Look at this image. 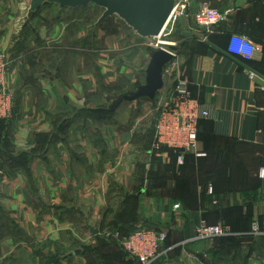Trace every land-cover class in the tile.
Segmentation results:
<instances>
[{"label":"crops","instance_id":"0c3cea01","mask_svg":"<svg viewBox=\"0 0 264 264\" xmlns=\"http://www.w3.org/2000/svg\"><path fill=\"white\" fill-rule=\"evenodd\" d=\"M202 2L225 13L207 31L193 21ZM28 3L0 0V52L14 96L13 117L0 121V264H88L99 253L130 264L112 242L72 250L99 224L163 230L166 248L154 264H264V0H190L170 25L180 77L210 111L198 126L205 156L182 163L151 148L155 101L173 88L167 75L154 98H140L142 110L140 99L106 109L121 84L144 83L154 45L118 18L97 26L54 4L28 15ZM230 33L260 51L228 53ZM200 220L228 232L191 240Z\"/></svg>","mask_w":264,"mask_h":264},{"label":"built area","instance_id":"2783aa9c","mask_svg":"<svg viewBox=\"0 0 264 264\" xmlns=\"http://www.w3.org/2000/svg\"><path fill=\"white\" fill-rule=\"evenodd\" d=\"M188 2L189 0L176 1L173 13L158 39L159 44L162 43L161 37L169 36L172 33L173 28L170 25L184 13ZM224 16L225 13L221 10L212 7L207 2H202L194 12L193 19L197 26L208 28L220 22ZM167 43L170 44L167 46L175 45L170 41ZM165 45L160 46L169 50L174 57L164 66L163 73L171 78L175 84L171 93L158 96L156 99L157 115L151 148L155 151L161 148L171 149L175 153L177 162L182 163L186 154H192L197 158L205 156L199 149L198 126L200 120L210 116V111L192 97L187 82L180 77L176 51ZM259 51L260 46L248 37L237 33L229 34L228 53L251 58ZM9 63L7 54L0 52V120H8L13 115L12 92L5 85V75ZM247 72L251 77L254 76V72L248 70ZM257 176L264 180V164L258 167ZM253 230H258L256 224L253 225ZM227 232L228 228L222 224H208L201 220L195 226L191 240L220 236ZM119 238L122 249L130 255L136 256L141 264H149L159 257L161 254L160 247L166 241L165 233H158L143 225Z\"/></svg>","mask_w":264,"mask_h":264},{"label":"water","instance_id":"95a60500","mask_svg":"<svg viewBox=\"0 0 264 264\" xmlns=\"http://www.w3.org/2000/svg\"><path fill=\"white\" fill-rule=\"evenodd\" d=\"M177 0H29L27 14L35 13L45 4L57 5L60 9L75 10L93 4L102 9L96 21L101 24L107 18L117 17L134 35L158 46L151 53L145 69L144 83H140L130 94H123L109 109L115 111L123 102H133L140 98H154L164 86L163 68L174 55L159 46V37L168 23ZM189 36V32L182 31ZM166 45H170L164 42ZM172 46V45H171ZM92 234L97 230L89 226Z\"/></svg>","mask_w":264,"mask_h":264},{"label":"rangeland","instance_id":"374dc122","mask_svg":"<svg viewBox=\"0 0 264 264\" xmlns=\"http://www.w3.org/2000/svg\"><path fill=\"white\" fill-rule=\"evenodd\" d=\"M190 1V0H189ZM212 6V5H211ZM213 7V6H212ZM215 8V7H214ZM75 10H77V9H75ZM78 10H82V11H79L80 13H82V14H84L85 15V17H87V18H89L90 19V21L89 22H96L97 21V19L99 18V16L101 15V13H102V9L101 8H99V7H97V6H95V5H93V4H89V5H87V6H85V7H82V8H78ZM34 14V13H33ZM99 14V15H98ZM179 17V16H178ZM113 18H117V17H111V18H107L105 21H103L101 24H99V25H97V26H102V25H104V23H106V22H108V20L109 19H113ZM194 21V20H193ZM91 25V24H90ZM96 26V25H95ZM198 27H201V26H198ZM201 28H204V30L205 31H207L208 30V28H205V27H201ZM171 36H173V38L174 39H171V40H169V39H164L165 37H162L161 38V40H166V41H170V42H173V43H175V45H173V46H167V45H165L166 47H169L170 49H172L173 51H178V53H179V50H180V39L178 38V37H175L174 35H173V32H172V34H171ZM170 36V37H171ZM176 38V39H175ZM146 42H147V44H151L149 41H147L146 40ZM126 45V44H125ZM160 45V44H159ZM154 48H158V46H155L154 45ZM123 57V56H122ZM178 63H179V61H178ZM125 81L124 80H120V83H124ZM135 82V81H134ZM134 82H133V84L132 85H130L129 83L128 84H125V85H123V84H121L120 86H119V88H118V93L116 94V96H114V98L110 101V103L107 105L108 107L106 108V109H110V108H112L115 104H116V102L119 100V98L123 95V94H130L131 92H133L134 90H135V87L138 85V83L137 84H134ZM140 84V83H139ZM174 84H175V82H173V88H174ZM8 88V87H7ZM173 88H172V90H173ZM9 89V88H8ZM124 89H126V90H124ZM10 90V89H9ZM11 91V90H10ZM12 92V91H11ZM12 96H13V93H12ZM147 101H145L144 99L143 100H138V101H136V103H135V105H136V108H137V110L139 111V110H142V108H143V105L146 103ZM155 103H156V101H155ZM127 104H129L128 102H123L119 107H121V106H125V105H127ZM13 106H14V96H13ZM118 107V108H119ZM117 108V109H118ZM116 109V110H117ZM13 114H14V108H13ZM109 116H111V115H108V118H110ZM12 117H13V115H12ZM11 117V118H12ZM10 118V119H11ZM9 120V119H8ZM8 120H2V121H8ZM155 120H156V118H155ZM237 148H238V146H237ZM239 149V148H238ZM171 150V149H170ZM175 207H177V205H175ZM103 218V217H102ZM201 221V220H200ZM205 221V220H204ZM206 222V221H205ZM207 223V222H206ZM142 224H138V225H136L134 228H132L131 230H128L127 232H124V233H122V231H119V230H114V229H104V230H102V226L99 224V226L100 227H98L99 229H96L97 230V232L95 233V234H92V236L89 234V236L88 235H86V238H87V240H89V242H87L86 243V245L85 246H80V248H78V246L77 247H73L72 248V250L76 253V252H82L84 249L85 250H87L88 249V244L90 243V240L93 242V243H95L94 241H97L96 242V245H98V244H100V242H112L111 244H114V245H116L117 247H116V249L117 250H119L120 252L122 251V252H124L128 257H130V260H131V263L130 264H141L140 263V261H139V259L136 257V256H132V255H130L126 250H124V249H122L123 247H122V245H121V242H120V238L119 237H121L122 235H127L128 233H130V232H132L133 230H135L136 228H138L139 226H141ZM144 227H148L149 229H151V230H154V231H156V232H158V233H165L163 230H161V229H157V228H154V227H150V226H145V225H143ZM89 232L91 233V231L89 230ZM165 235H166V233H165ZM192 237V236H191ZM166 239H167V235H166ZM193 240V239H192ZM197 240H202V239H197ZM166 242V241H165ZM165 243H163V245L160 247V253L162 254V251L163 250H165V245H164ZM99 249H101V250H106L107 251V249H109V248H107V247H104V246H102V247H99ZM111 249H113V248H111ZM59 253V252H58ZM58 253L55 255V257L57 258V255H58ZM160 254V256L159 257H157L156 259H154L152 262H150L149 264H154V263H156V262H158V260L159 259H161L163 256ZM164 255V254H163ZM88 264H121L120 263V261H117V260H115V259H110L109 257H107V256H104V254L103 253H99V255H97L96 256V258H95V260H94V258H92V259H90L89 260V263Z\"/></svg>","mask_w":264,"mask_h":264},{"label":"trees","instance_id":"16d2710c","mask_svg":"<svg viewBox=\"0 0 264 264\" xmlns=\"http://www.w3.org/2000/svg\"><path fill=\"white\" fill-rule=\"evenodd\" d=\"M109 111V110H108ZM109 112H111V111H109ZM0 121H2V120H0ZM173 154H175V153H173ZM187 155V154H186ZM192 155V154H191ZM175 156V155H174ZM176 157V156H175ZM104 217H105V214L103 215V219H104Z\"/></svg>","mask_w":264,"mask_h":264}]
</instances>
